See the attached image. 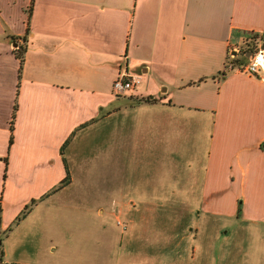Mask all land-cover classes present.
I'll use <instances>...</instances> for the list:
<instances>
[{
	"label": "crops",
	"instance_id": "obj_1",
	"mask_svg": "<svg viewBox=\"0 0 264 264\" xmlns=\"http://www.w3.org/2000/svg\"><path fill=\"white\" fill-rule=\"evenodd\" d=\"M261 45L264 0H0V264H264Z\"/></svg>",
	"mask_w": 264,
	"mask_h": 264
},
{
	"label": "rangeland",
	"instance_id": "obj_2",
	"mask_svg": "<svg viewBox=\"0 0 264 264\" xmlns=\"http://www.w3.org/2000/svg\"><path fill=\"white\" fill-rule=\"evenodd\" d=\"M242 53H243V51H242ZM77 180H79V179H77ZM76 182L77 181L74 180V183H76ZM59 186L60 185L58 184L57 188ZM52 191H53V189L48 193V194L51 193L50 194L51 198H52L53 194L55 193V192L53 193ZM63 194H64V192H59L58 196H62ZM25 204H28L27 210H29L30 207L33 206L32 205L33 202L31 200L26 202ZM24 205L22 206L20 212L23 210ZM14 207L15 206H13V207L12 206H8L7 209H6L7 211H5V215H8V213L13 214V212L16 210V208H14ZM117 208L118 207L111 206V205H102V206L101 205L100 206L99 205H97V206L96 205H89V206H64V207L56 206L55 213L57 215L64 214V215H71V216L72 215H75V216H77V215H85V214L93 215V214H96V213H101V214H105V215H111V220H113V216L117 215ZM46 209H47V207L44 206V207H40V208L37 209L38 213H37V211H34V214L32 215V218H31L33 220H31V221H38V219H36V217H37L36 215H38V214L41 215V214L45 213ZM0 210H1V208H0ZM27 210L23 211L24 214H21V217H23L27 213ZM123 212L127 213V211L125 209H124ZM120 214H119V216L121 217V219H120L121 222L117 218H115L114 219L115 226L118 229H121V230L122 229H128V222L125 221L124 214H122V213H120ZM26 228H31L32 229L33 226L28 224V225H26ZM73 228L77 229L78 225L77 224L73 225ZM8 229L9 228H7L6 230H8ZM1 231H2V229H1ZM5 232H7V231H5ZM2 233L0 232V234H2Z\"/></svg>",
	"mask_w": 264,
	"mask_h": 264
},
{
	"label": "built area",
	"instance_id": "obj_3",
	"mask_svg": "<svg viewBox=\"0 0 264 264\" xmlns=\"http://www.w3.org/2000/svg\"><path fill=\"white\" fill-rule=\"evenodd\" d=\"M249 57L245 64L238 67L240 72L264 79V45L252 49L248 47ZM140 74H132L127 70H122L112 83L113 92L122 94L126 91H133L141 83Z\"/></svg>",
	"mask_w": 264,
	"mask_h": 264
},
{
	"label": "trees",
	"instance_id": "obj_4",
	"mask_svg": "<svg viewBox=\"0 0 264 264\" xmlns=\"http://www.w3.org/2000/svg\"><path fill=\"white\" fill-rule=\"evenodd\" d=\"M15 54H16V56H17V58L20 60V67H21V65H22V62H23V50L21 51L20 49H18V50H16V52H15ZM245 61V53L243 52V53H241V55H239V56H237V57H234L231 61H230V64L232 63L234 66L237 64V65H239V66H241V65H243L244 62ZM144 101H146V102H149V101H154L155 99H149V98H145V99H143ZM16 108V105L14 106V109ZM13 120H14V114H13V117H12V121H11V127H10V129L12 130V128H13ZM12 141V136L10 137V142ZM67 177L63 180V181H61L60 182V186L61 185H63V184H65L66 182H67ZM27 208H28V206L24 209V210H27ZM22 214H24L23 212H22ZM21 218V215L18 217V219H20Z\"/></svg>",
	"mask_w": 264,
	"mask_h": 264
}]
</instances>
